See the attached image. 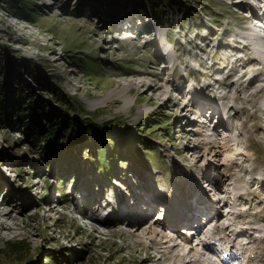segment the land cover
<instances>
[{
  "label": "rangeland",
  "instance_id": "rangeland-1",
  "mask_svg": "<svg viewBox=\"0 0 264 264\" xmlns=\"http://www.w3.org/2000/svg\"><path fill=\"white\" fill-rule=\"evenodd\" d=\"M255 4V0H0V264H142L149 256L153 261L147 264H169L160 245L146 250L145 242L121 232L120 224L96 225L86 217L87 207L93 201L112 203L104 214L115 222L121 202L125 207L135 203L137 193L154 191L165 204L182 202L197 185L195 177L210 173L213 179L222 174L228 178L230 169L247 181L255 174L254 189L260 191L264 139L252 128L256 124L264 128V116L255 122L240 114L252 139L244 137L246 152H234L246 162L248 172L240 173L237 160L225 161L234 155L225 147L222 156L211 153L200 162H210L207 170H195L205 152L206 129L202 123L194 124L199 115L183 118L181 113L186 99L197 97V91L209 85L212 92L206 100L215 99L220 93L217 80L228 75L230 83L248 72L236 85L239 90L256 77L264 79V53L246 49L252 42V48L258 43L264 50L260 37L249 28ZM153 40L164 43L168 68L165 63L156 65L159 51ZM131 81L134 88L125 90ZM148 86L154 91L146 92ZM161 86L182 90L172 92L167 102L166 95L155 89ZM262 86L264 82L257 83L254 89ZM16 95L25 102L23 120L16 110L20 103ZM33 98L62 118L83 121L82 137L68 131L58 138L60 152L45 153L42 148L50 136L33 139L24 127L23 121L32 120L27 108ZM106 162L112 167L109 176L101 171ZM200 186L207 188L208 183L202 180ZM198 190L194 192L200 194ZM218 196L210 198L217 201ZM250 196L252 202L243 208L261 203L264 192ZM9 212L15 219L2 218Z\"/></svg>",
  "mask_w": 264,
  "mask_h": 264
},
{
  "label": "bare ground",
  "instance_id": "bare-ground-1",
  "mask_svg": "<svg viewBox=\"0 0 264 264\" xmlns=\"http://www.w3.org/2000/svg\"><path fill=\"white\" fill-rule=\"evenodd\" d=\"M255 1L256 4L251 5L253 14L251 13L250 21L248 20L251 23L249 28L251 32L260 37L258 40L264 43V32H256L258 26L254 24V20L258 19L256 9L264 8V0ZM244 20L246 21L247 18ZM258 20L263 23L264 16ZM121 21L123 19L119 18L118 22L121 23ZM244 39L246 40V38ZM158 43H160L158 40L152 41L159 51L156 65L162 66L165 63L163 67L168 68L164 43ZM246 44V49L249 52L253 50L255 53L256 50V53H264L258 43L253 48L252 42ZM217 49L220 52L222 46L218 45ZM251 60L252 62L256 61L254 58ZM247 74L246 71L240 73L235 82H228L232 75H228L220 82L217 80L219 84L217 90L220 93L215 99H211V102L206 100L207 95L212 92V86L209 85L203 90L197 91V97L187 98L182 105L183 118H187L190 113L199 115V120H195L194 124L202 123L206 129L205 136L208 140L205 143V152L195 163V170H207L210 167V162L205 160L203 165H200V162L211 153L213 157L222 156L221 151L224 147L232 153L239 149L247 151L244 137L250 141L252 139L248 133L247 123L240 120V114L247 115L250 121L254 120L255 122L264 116V86L254 89L257 83H263L264 79L259 80V77H256L247 83V87L241 90L236 89V85L243 81ZM171 82L173 80H167V83ZM134 85V82L131 81L125 90L130 91ZM155 89L160 95H166L165 101L167 102L171 100L174 92L182 90L178 87L175 90L167 91L163 86ZM150 91H154V88L148 86L146 92ZM177 99L179 98L177 97ZM239 101L245 105L239 107L237 104ZM221 103L225 105L219 106ZM201 108L209 110L210 115ZM249 109L252 111L250 112ZM231 110L234 112L229 114ZM200 118L202 119L200 120ZM216 118H219L217 123L214 120ZM252 129H255V132L264 139V128L256 124ZM237 154L227 155L225 161L237 160L239 172L247 173L246 162L237 159ZM228 174L230 175L228 178L222 174L217 179H213L210 177V173L202 177H195L198 183L193 186V189H199L200 194H196L194 190L188 191L182 202L180 200L174 204H165L160 201L154 191L137 193L135 203L131 202L129 206L125 207L126 203L121 202L122 208L118 211L119 216L115 222L105 218L104 213L110 208L109 204H112L110 202L104 203V205L93 201L87 207L86 217L91 218L96 225L100 224L104 227L120 224L122 227L120 231L145 242L146 250L152 246L160 245L163 248L162 253L168 257L169 264H235L234 261L237 260V264H264V199L255 207L243 208L252 202L251 194L258 197L260 191L264 192V186L259 185L260 191L254 189L256 186L255 174L252 175V181H247L242 174L240 176L234 169H230ZM202 180L208 183L207 188L200 186ZM214 195H219V200L216 201L217 196L212 200ZM236 202L238 206L235 205ZM177 205L178 211L173 212L172 209ZM51 210L54 211L56 208L53 207ZM251 211L254 214L251 215ZM157 217H160L159 220ZM2 218L15 219L12 212L3 214ZM195 240L198 242L196 247L192 244ZM158 259L160 262L161 258ZM152 261L153 257L149 256L148 259L142 261V264Z\"/></svg>",
  "mask_w": 264,
  "mask_h": 264
},
{
  "label": "trees",
  "instance_id": "trees-1",
  "mask_svg": "<svg viewBox=\"0 0 264 264\" xmlns=\"http://www.w3.org/2000/svg\"><path fill=\"white\" fill-rule=\"evenodd\" d=\"M152 14H154L155 17H157L156 9L157 7L155 5L151 6ZM5 84L9 83L8 79H5ZM5 93L2 92V95ZM19 95H16L17 100H20ZM64 97V96H62ZM62 100L66 101V104H70L69 101L64 97ZM3 103V101H2ZM31 104L28 106L27 111H32L31 119L29 122H24V127L27 128L28 136L36 139L37 137H42L44 134H48L50 136V143H48L42 150L47 153L49 149H53V151H61V146L59 145L58 138L64 134H66L68 131H71L72 136L77 135L78 138L82 137L86 125L83 121H80L78 118H73L72 120H68L66 117H60L57 112H55L53 109L48 108L42 101L37 100L33 98V101L30 102ZM3 106V104H1ZM25 102L20 100V103L17 104L16 110L18 111V116L22 119L23 116V108H24ZM7 113V114H6ZM1 114L3 116H7L8 112L2 110ZM47 120L50 125L51 130H47L43 124V119ZM42 119V120H41ZM23 120V119H22ZM31 133V134H30ZM73 138H71L72 140ZM81 150H79V153ZM108 156V155H107ZM110 157V156H109ZM103 174L106 176H109L112 172V167L110 163L106 162V167L101 170Z\"/></svg>",
  "mask_w": 264,
  "mask_h": 264
}]
</instances>
